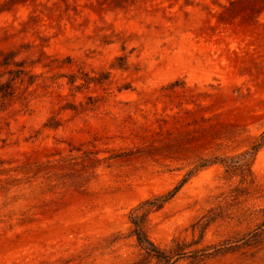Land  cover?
Listing matches in <instances>:
<instances>
[{"label":"rangeland","instance_id":"rangeland-1","mask_svg":"<svg viewBox=\"0 0 264 264\" xmlns=\"http://www.w3.org/2000/svg\"><path fill=\"white\" fill-rule=\"evenodd\" d=\"M8 57L0 264H158L130 212L189 172L150 239L264 264V0H0Z\"/></svg>","mask_w":264,"mask_h":264},{"label":"trees","instance_id":"trees-1","mask_svg":"<svg viewBox=\"0 0 264 264\" xmlns=\"http://www.w3.org/2000/svg\"><path fill=\"white\" fill-rule=\"evenodd\" d=\"M3 66H11L12 64L17 66L15 69H8L9 80L5 83H0V104L3 105L7 99L13 97L17 90V84L32 86L35 83L34 75L30 74L24 62H12L11 59L4 58L2 63ZM28 78V79H27ZM257 148H254L252 153H249L250 157H253ZM119 156V155H116ZM211 165L210 161L203 162L199 168ZM40 167V165H37ZM42 166V165H41ZM193 172H189L177 186H175L169 192L154 196L147 199L133 208L130 212V223L132 224V234L135 236L141 249L150 257L157 260L158 264H177V262L187 256H192L196 260L203 261L204 258L211 256L208 253L209 249H196L190 250L193 244L185 241L174 240L170 247L167 249L161 248L156 245L149 237L148 234V222L151 213L161 210L168 202L174 199L177 194L182 190L183 186L187 183L188 177ZM246 242L245 244L256 243L255 239L242 238L237 241L224 244V247L217 250L216 253H223L232 250L233 246L231 243ZM227 246V247H226Z\"/></svg>","mask_w":264,"mask_h":264}]
</instances>
